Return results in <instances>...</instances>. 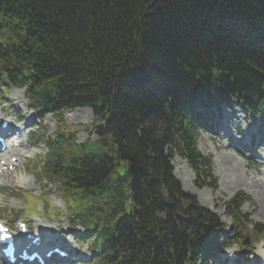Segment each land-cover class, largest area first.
Returning <instances> with one entry per match:
<instances>
[{
  "label": "trees",
  "instance_id": "trees-1",
  "mask_svg": "<svg viewBox=\"0 0 264 264\" xmlns=\"http://www.w3.org/2000/svg\"><path fill=\"white\" fill-rule=\"evenodd\" d=\"M0 80L27 85L53 111L86 105L99 121L113 112L109 130L81 144L78 126L60 124L44 166L74 216L91 226L97 213L105 225L92 246L107 247L109 260L97 264L206 263L191 249L200 236L186 237L155 190L171 179L163 137L199 164L191 106L204 93L238 96L264 115V0H0ZM133 210L144 221L126 232L138 247L129 251L112 228Z\"/></svg>",
  "mask_w": 264,
  "mask_h": 264
},
{
  "label": "rangeland",
  "instance_id": "rangeland-1",
  "mask_svg": "<svg viewBox=\"0 0 264 264\" xmlns=\"http://www.w3.org/2000/svg\"><path fill=\"white\" fill-rule=\"evenodd\" d=\"M8 95V98L13 100L17 98L23 99L26 105L27 100L24 98V89L15 87L11 91H9ZM23 107L24 105H21V108ZM232 110L238 115L236 117L240 120L241 127L243 121H245L246 123L255 121L249 113L243 114L241 108L238 106L234 107ZM243 116H245L244 120ZM42 118L44 121H46L45 124H47L48 128L40 131L42 129L41 128L38 131V134L41 137L42 143L45 144L49 136H54L55 131L57 130L58 118L54 114H47ZM93 118V110L90 108L79 107L75 109H68L64 112V120L67 124L81 123L90 126V129H88L87 131L78 133L77 140L80 142L87 139L89 136H91V138L93 139L96 138L95 130H91V123ZM43 132L46 134L45 136L42 135ZM217 139L220 140L221 138H212V136L207 133H203L198 139V146L201 145V149L199 150L202 151L204 155L209 154V156L213 158V172L217 178L216 188H198L195 183L193 170L189 167L184 159L178 156L174 157L172 162L176 177L180 180L183 188L186 191L190 192L189 190L195 189L198 192V194L196 195L201 200V202H203L202 204L208 208L216 210L217 214L222 217L223 222L226 223L228 227L231 225L232 219L224 214V202L231 198L237 192L241 191L251 196V200L243 206L244 213H246V211H249V216L254 223L264 222L256 221H261L257 213H259V210L262 209V207L260 201L257 200L259 198L254 196L255 194L252 190L254 189L255 191H257V186L260 185V182L264 183V176L257 173L254 170L255 168L250 166V163L245 155L238 151L225 150ZM39 149L40 151L35 150V148L31 146L26 149L20 148L18 150L23 155L25 153L33 154L34 152L43 155L47 151V149L44 150V146L42 144ZM225 155L232 157L231 159L233 160H237V163H233V160H231V162L229 163L232 167L239 169V172H237L238 174L236 176H232V178L228 177L231 176V174H224L226 173V171L224 170L226 166L223 164L222 166H220L221 161H223V159H221L220 161V158ZM27 162L28 161L24 160V158L19 160L17 162V167H15V169L10 172L7 177H2L0 179V184L2 185L0 187H4L5 190H8L9 193L17 188H22L24 190H27V192L34 193L37 196L47 193L46 195L51 199V202L54 203L57 200L59 194L58 183L53 182L52 184H48L44 180L40 181L36 173L29 171ZM18 197L19 198L12 197V195H5L0 193V209L6 208L7 210H9L7 212L8 214L0 211V220H6V218L10 219L9 215H12V217L16 215L15 218L23 216L22 214L24 212V197ZM218 205H221V207H218ZM35 222H39L36 224L37 228L40 227V225H49V227H54L55 225H57V223L61 226L62 224L63 226H65L67 225V223H71L69 216H66L65 218H63V220H61V222H59L54 215H51L49 218L34 217L33 225L35 224ZM77 230H79L80 233L83 231L82 227H78ZM228 230L229 229H226L224 234H228ZM82 234L83 233L79 235Z\"/></svg>",
  "mask_w": 264,
  "mask_h": 264
},
{
  "label": "bare ground",
  "instance_id": "bare-ground-1",
  "mask_svg": "<svg viewBox=\"0 0 264 264\" xmlns=\"http://www.w3.org/2000/svg\"><path fill=\"white\" fill-rule=\"evenodd\" d=\"M227 123H228V121H227ZM11 149H13V147H11ZM231 158L232 157H229L228 155L222 156L220 158V161H221V159H223V161H221V163H220V166H222V164L226 166L224 169L226 171V173H224V174H231V176H228L229 178H232V176H236L238 174L237 172H239L238 171L239 169H236L229 164L231 162V160H233ZM233 163H237V160H233ZM4 177H6V174L4 175ZM263 184L264 183H261L260 185L257 186V191H255L254 189L251 188L253 190L255 196L257 198H259V199H257V198L256 199L258 201H260V203H261L262 209H260L259 213H257L259 216V219L261 221H264V185Z\"/></svg>",
  "mask_w": 264,
  "mask_h": 264
},
{
  "label": "snow or ice",
  "instance_id": "snow-or-ice-1",
  "mask_svg": "<svg viewBox=\"0 0 264 264\" xmlns=\"http://www.w3.org/2000/svg\"><path fill=\"white\" fill-rule=\"evenodd\" d=\"M0 232H6V229L3 228L2 225H0ZM9 237L7 235H0V241H6Z\"/></svg>",
  "mask_w": 264,
  "mask_h": 264
}]
</instances>
